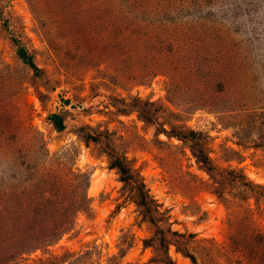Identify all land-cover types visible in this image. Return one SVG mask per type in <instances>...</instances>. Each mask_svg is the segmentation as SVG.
Wrapping results in <instances>:
<instances>
[{"label":"rangeland","instance_id":"obj_1","mask_svg":"<svg viewBox=\"0 0 264 264\" xmlns=\"http://www.w3.org/2000/svg\"><path fill=\"white\" fill-rule=\"evenodd\" d=\"M173 125L207 138L212 173ZM108 151L186 235L174 264H264V197L245 185L264 187V0H0V264H160Z\"/></svg>","mask_w":264,"mask_h":264},{"label":"trees","instance_id":"obj_2","mask_svg":"<svg viewBox=\"0 0 264 264\" xmlns=\"http://www.w3.org/2000/svg\"><path fill=\"white\" fill-rule=\"evenodd\" d=\"M199 16L200 19L203 20L206 17H210L211 15L206 14V17H202L201 15ZM11 40L13 42L17 58L24 65L32 69L36 77H41V69L36 65L34 58L29 53L27 47L23 45L21 41L15 38H11ZM151 105L152 104L149 103V106ZM146 118L147 119L145 121L149 123L154 122L153 115H149ZM48 121L57 133H62L66 130L65 116L63 114L53 113L48 116ZM177 128L179 127L173 125V127H171V132L165 131V129L162 131L165 134L170 135V138H177L178 140L188 144L197 162L205 169L207 173H212L215 167L212 164L210 153H208L206 143L207 138L193 130L187 131L185 128L181 127L177 131ZM99 137L100 135H86L85 143L89 144L90 141L96 143L99 141ZM108 154L110 155L111 169L118 171L120 180L128 189L131 200H133V202L139 208L143 209V217L154 225L155 235L150 240L146 241V244L148 247H152L155 249V261L160 264H174L173 260L169 256V247L173 243H175L177 247H180V245L185 241L186 235L180 234L176 231H172L170 225L165 227L164 223L169 220L168 211L163 210L162 206L158 204L154 197L149 194V190L147 189L144 180L141 178L140 174L130 166V162H128L124 157L112 155L110 151H108ZM245 185L250 187L249 189L255 196L261 195L264 197V187L255 185L248 181L245 182ZM66 227L67 225L63 227H61L60 225V227H58V231H56L54 235L48 236L46 239L36 241L35 243L32 242V244L28 245V247L21 253V255L24 256L32 252L33 250L39 251L46 246L49 247L52 243L58 241L61 238V236L65 233ZM191 236L193 235H190V237ZM70 256L71 259H69ZM185 256L187 258L195 260V257L191 253L186 252ZM72 257L74 258L72 253L66 252L61 256H50L45 259H40V263L38 264H81V258H76L74 260L72 259Z\"/></svg>","mask_w":264,"mask_h":264}]
</instances>
